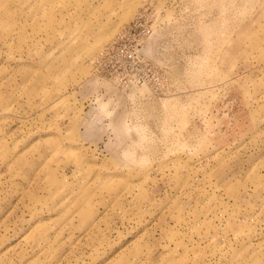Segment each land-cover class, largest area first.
<instances>
[{
	"label": "rangeland",
	"instance_id": "374dc122",
	"mask_svg": "<svg viewBox=\"0 0 264 264\" xmlns=\"http://www.w3.org/2000/svg\"><path fill=\"white\" fill-rule=\"evenodd\" d=\"M0 264H264V0H0Z\"/></svg>",
	"mask_w": 264,
	"mask_h": 264
},
{
	"label": "built area",
	"instance_id": "2783aa9c",
	"mask_svg": "<svg viewBox=\"0 0 264 264\" xmlns=\"http://www.w3.org/2000/svg\"><path fill=\"white\" fill-rule=\"evenodd\" d=\"M133 59H134V58H133V54H128V55H127V60H126V61H127V62H130V60L133 61ZM138 82H139V81H138Z\"/></svg>",
	"mask_w": 264,
	"mask_h": 264
}]
</instances>
